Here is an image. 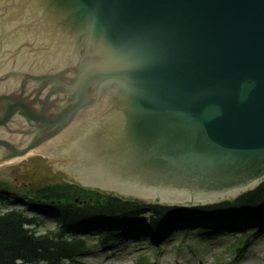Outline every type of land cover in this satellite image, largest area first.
I'll return each mask as SVG.
<instances>
[{
  "label": "water",
  "instance_id": "95a60500",
  "mask_svg": "<svg viewBox=\"0 0 264 264\" xmlns=\"http://www.w3.org/2000/svg\"><path fill=\"white\" fill-rule=\"evenodd\" d=\"M34 151L163 206L255 188L264 0H0V183L71 185Z\"/></svg>",
  "mask_w": 264,
  "mask_h": 264
},
{
  "label": "trees",
  "instance_id": "16d2710c",
  "mask_svg": "<svg viewBox=\"0 0 264 264\" xmlns=\"http://www.w3.org/2000/svg\"><path fill=\"white\" fill-rule=\"evenodd\" d=\"M32 195L33 198H26L27 207L55 214L56 229L38 235L34 228L41 224L39 219L28 217L22 210L0 211V264H84L82 259L92 249L81 236L97 230L99 243L105 246L112 236L103 230V221L132 224L144 212L151 217L148 234L154 237L180 214L236 218L264 210V183L232 202L193 209L144 205L104 195L92 197L74 186H47ZM87 227L88 231L79 233Z\"/></svg>",
  "mask_w": 264,
  "mask_h": 264
},
{
  "label": "rangeland",
  "instance_id": "374dc122",
  "mask_svg": "<svg viewBox=\"0 0 264 264\" xmlns=\"http://www.w3.org/2000/svg\"><path fill=\"white\" fill-rule=\"evenodd\" d=\"M64 185H59V187ZM43 188V187H42ZM17 197L33 198L26 193H15ZM93 197V195H91ZM97 197L96 195H94ZM17 197H14L15 199ZM236 198V197H235ZM233 198V200L235 199ZM15 199L0 200V210H11L24 208L20 202ZM225 202V201H223ZM221 202L214 203L219 204ZM207 206V205H203ZM171 207H179L171 205ZM200 207V206H194ZM180 208V207H179ZM190 209L191 207H183ZM28 216L40 215V213L28 210ZM193 218H199L198 214H193ZM43 223L35 228L39 234H45L54 229L55 220L51 215L41 216ZM191 218V219H193ZM205 221L196 219L192 222H173L166 231L167 235H163L158 241L161 251L156 250L154 245L149 244L147 236L145 235L149 219L147 216H140L137 218V223L130 227H140L142 232L137 236L136 240L132 236H123L116 233L114 235V242L107 248L102 249V246L97 242L96 236H89L88 243L91 245L92 253L84 259L85 264H264V224L258 223L257 220L254 226L248 230L241 231V227L245 223L236 224L231 234L224 233L222 230L224 225L215 224L217 231L215 234H210L213 238H207L208 234H198L200 227L208 226L213 221L204 219ZM264 221V219H260ZM105 222V223H104ZM199 222H206L203 224H195ZM251 222V221H250ZM102 225L107 222L103 221ZM195 224V225H194ZM101 225V224H100ZM259 225H262L259 226ZM121 229V224H114ZM214 227V226H213ZM261 227V230L254 238H248L251 231ZM171 228V229H170ZM114 229V227H113ZM170 232V233H169ZM164 233V234H165ZM172 236V237H171ZM169 239V240H167ZM246 242L248 244L246 245ZM237 252L235 251V245ZM142 259V262L138 260Z\"/></svg>",
  "mask_w": 264,
  "mask_h": 264
},
{
  "label": "bare ground",
  "instance_id": "6f19581e",
  "mask_svg": "<svg viewBox=\"0 0 264 264\" xmlns=\"http://www.w3.org/2000/svg\"><path fill=\"white\" fill-rule=\"evenodd\" d=\"M254 223L253 222H246L242 227H241V230H248V229H250L251 227H253L254 225H253Z\"/></svg>",
  "mask_w": 264,
  "mask_h": 264
}]
</instances>
